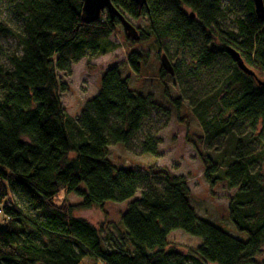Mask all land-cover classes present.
<instances>
[{"label": "trees", "instance_id": "16d2710c", "mask_svg": "<svg viewBox=\"0 0 264 264\" xmlns=\"http://www.w3.org/2000/svg\"><path fill=\"white\" fill-rule=\"evenodd\" d=\"M111 2L122 13L147 18L148 31L138 32V40L153 37L165 54L172 42L187 49L193 62L187 76L210 72L224 58L211 89L189 97L188 105L201 143L214 147L200 152L202 176L210 187L223 182L233 190L228 218L247 239L197 216L181 176L155 165L122 168L110 160L108 146L128 145L153 106L129 87L118 66L101 74L97 94L76 116L65 112L59 73L68 74L86 56L113 51L117 45L110 36L119 21L103 14L83 22L81 0H15L19 28L0 21V33L12 36L19 48L7 56L9 66H0V264H79L83 257L102 264H264V257L256 258L264 247V84L242 71L226 50L235 49L255 74L264 68V19L253 0H242L235 33L220 27L222 0H146L141 9L135 0ZM216 31L227 45L219 52L211 46ZM141 61L137 50L128 51L134 72ZM171 66L178 77L179 64ZM167 74L161 66L159 75ZM179 101L172 100L176 106ZM140 148L156 156L157 140L147 134ZM61 192L81 200L55 203ZM128 199L122 227L105 237L73 214ZM175 229L201 242L179 252L168 242Z\"/></svg>", "mask_w": 264, "mask_h": 264}, {"label": "rangeland", "instance_id": "374dc122", "mask_svg": "<svg viewBox=\"0 0 264 264\" xmlns=\"http://www.w3.org/2000/svg\"><path fill=\"white\" fill-rule=\"evenodd\" d=\"M14 2L15 0H0V21L17 29L21 19L15 13ZM222 6L224 9L219 19L220 27L224 31L235 33V18L243 12V2L222 0ZM123 14L138 32L148 31V20L145 16L134 18L125 12ZM213 36L211 46L217 52L227 46L219 40V36L225 37L224 34L216 31ZM110 40L117 45L113 51L93 57L86 56L73 63L68 74L59 73L60 80L64 82L60 100L65 112L76 116L84 102L97 94L101 74L112 66H118L121 76L128 78L129 87L147 96L153 102V106L150 115L128 145L112 143L108 146L110 160L122 168L144 170L155 165L181 176L190 189V201L197 216L245 241L246 233L238 232L227 214V204L233 190L227 188L223 182L210 187L202 176L200 152H209L214 150V147H207L201 143L199 123L188 105L189 97L203 95L211 89L213 84L211 78L214 76L218 78V72L225 67L222 55L212 71L202 72L199 77L187 76V70L193 66L190 53L187 49H179L176 43L172 42L166 54L172 64H179L181 72L178 77L170 74L161 77L159 75L161 52L153 37L148 36L145 40L131 43L126 40L122 26L118 23ZM130 49L137 50L142 56L138 72H134L128 65L127 53ZM12 52H19L16 40L12 36L5 37L0 33V66H9L7 56ZM255 70L258 79L264 82V68ZM165 90L166 95H164ZM196 91L199 94H196ZM176 98H180L177 106L172 102ZM147 134L153 135L157 140L156 156L141 151L140 143ZM73 155L74 153L70 152V156ZM138 196L139 191L133 198ZM80 200L81 198L74 193L61 192L55 197L54 202L76 203ZM130 200L105 201L102 205L77 208L73 214L89 221L105 237L109 233H116V226L122 227L120 216L127 209ZM1 218L0 213V220ZM168 242L179 252L185 253L197 246L201 240L183 230L175 229L168 234ZM263 257L264 247L256 258L260 261ZM79 264H102V262L83 257Z\"/></svg>", "mask_w": 264, "mask_h": 264}, {"label": "water", "instance_id": "95a60500", "mask_svg": "<svg viewBox=\"0 0 264 264\" xmlns=\"http://www.w3.org/2000/svg\"><path fill=\"white\" fill-rule=\"evenodd\" d=\"M139 9L145 4L146 0H135ZM254 11L256 15L263 20L264 19V3L263 0H253ZM107 14L108 17L113 20L117 19L122 26L123 32L127 38L131 40H138L139 34L137 29L126 19L124 14L115 7L111 0H81V20L83 22H96L103 14ZM193 13H190V17ZM227 52L231 55L237 66L247 74H250L256 78L260 84L261 82L253 70H251L242 60L240 54L233 48L227 47ZM161 66L168 74L172 75L173 70L170 61L165 53L160 55Z\"/></svg>", "mask_w": 264, "mask_h": 264}]
</instances>
